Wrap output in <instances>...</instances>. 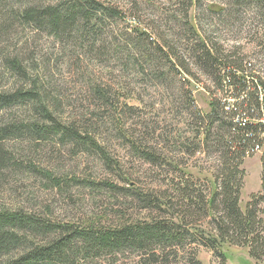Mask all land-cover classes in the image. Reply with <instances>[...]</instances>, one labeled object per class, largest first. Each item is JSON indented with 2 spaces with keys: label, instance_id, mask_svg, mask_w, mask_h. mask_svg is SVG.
I'll use <instances>...</instances> for the list:
<instances>
[{
  "label": "rangeland",
  "instance_id": "rangeland-1",
  "mask_svg": "<svg viewBox=\"0 0 264 264\" xmlns=\"http://www.w3.org/2000/svg\"><path fill=\"white\" fill-rule=\"evenodd\" d=\"M67 1L0 0V92H33L0 106V209L52 224L163 220L187 231L182 243L80 254L72 264H263L244 247L217 251L206 244L219 232L224 166L215 136L202 143L203 118L214 98L228 99L229 112L238 101L196 66L188 50L199 37L185 32L193 24L264 78L259 10L250 0H98L117 15L51 28L49 13ZM213 3L224 9L210 11ZM135 28L170 48L190 73L152 64ZM242 116L260 118L241 111L235 122ZM65 126L81 137L66 134ZM263 150L244 160L243 209L261 190ZM186 186L190 203L181 192ZM251 209L262 234L264 200ZM20 232L28 244L16 256L55 235Z\"/></svg>",
  "mask_w": 264,
  "mask_h": 264
},
{
  "label": "trees",
  "instance_id": "trees-1",
  "mask_svg": "<svg viewBox=\"0 0 264 264\" xmlns=\"http://www.w3.org/2000/svg\"><path fill=\"white\" fill-rule=\"evenodd\" d=\"M249 2L259 10L264 24V0ZM208 8L212 12H220L224 9L217 3L209 5ZM117 13V9L98 0H68L60 8L49 13V24L55 29L57 25L71 23L78 17L92 22L93 19H101L104 15H117ZM83 20H81L82 26ZM187 28L185 29L187 34L195 32L199 37L188 50L196 66L205 74L214 76L219 88L227 87L233 91L231 97L238 101L229 112L230 107L226 109L228 99L222 103V100L214 98L210 102V112L203 118L206 126L200 135L203 137L202 143L207 144L215 136L213 141L219 144L224 166L221 171L223 181L219 194L221 204L218 205L222 207L217 223L219 232L206 244L217 251L225 246L244 247L250 256L256 259L262 258L264 264V229L262 234L256 232L257 218L251 209L253 201L264 200V150L261 156L263 167L261 190L258 194H252L245 209L241 206V194L246 177V171L243 168L244 160L249 151H257L258 145L264 147V78L253 72L252 68H248L244 59L227 52L212 40L209 42L204 32L198 34L193 24L189 25V29ZM134 32L141 40V46L146 50L152 64L157 67L163 65L177 71L183 68L190 73L189 66L182 62L177 54L170 52V48L167 49L166 46L152 42L153 40L149 39V34L145 31L135 28ZM16 62L17 60L14 61L13 66L18 67ZM31 92L22 90L8 94L0 92V106H10L16 102L28 100ZM40 107L43 112L45 106ZM241 111L257 112L260 118L256 123H252L248 117L242 116L238 122H235V116ZM225 114H231L233 117L226 121ZM48 118L52 119L50 116ZM56 126L59 128V125ZM66 129V134L81 137L72 128L66 127ZM215 129L220 130L215 132ZM50 131L55 132L53 129ZM82 138L87 139L85 136ZM88 142L94 144L93 140ZM151 159L156 160L154 156ZM187 189L188 186L181 192L185 196L184 199L190 203L194 198ZM214 203L215 200L212 201L213 205ZM262 222L264 223L263 217ZM87 225L52 224L36 214H27L22 210L9 212L0 209V264H72L80 254L83 256L91 253L101 254L107 251H119L126 247L146 248L150 244L171 246L172 243H182L186 239L183 235L187 234V231L182 230L178 224L166 223L163 220L109 227H101L97 223ZM23 230L43 234L44 237L50 236L52 232L55 235L50 236L48 240L44 239L43 243L38 241L27 246L22 254L16 256L13 254L14 251L19 250L21 246H26L24 243L28 244L24 241L25 235H21L20 231ZM220 254L226 257L224 250Z\"/></svg>",
  "mask_w": 264,
  "mask_h": 264
},
{
  "label": "built area",
  "instance_id": "built-area-1",
  "mask_svg": "<svg viewBox=\"0 0 264 264\" xmlns=\"http://www.w3.org/2000/svg\"><path fill=\"white\" fill-rule=\"evenodd\" d=\"M261 149V147L258 145L257 147H256V150L258 151V150H260Z\"/></svg>",
  "mask_w": 264,
  "mask_h": 264
}]
</instances>
